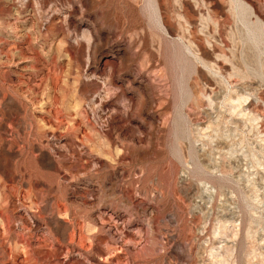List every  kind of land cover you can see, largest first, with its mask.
<instances>
[{
	"label": "rangeland",
	"instance_id": "1",
	"mask_svg": "<svg viewBox=\"0 0 264 264\" xmlns=\"http://www.w3.org/2000/svg\"><path fill=\"white\" fill-rule=\"evenodd\" d=\"M0 264H264V0H0Z\"/></svg>",
	"mask_w": 264,
	"mask_h": 264
},
{
	"label": "bare ground",
	"instance_id": "2",
	"mask_svg": "<svg viewBox=\"0 0 264 264\" xmlns=\"http://www.w3.org/2000/svg\"><path fill=\"white\" fill-rule=\"evenodd\" d=\"M26 67H27V66H26ZM21 68H22V67H21ZM25 69H26V68H25ZM28 69H29V68H28ZM28 69H27V70H28ZM23 70H24V69H23ZM28 72H29V71H28ZM21 75H22V74H21ZM21 78H22V77H21Z\"/></svg>",
	"mask_w": 264,
	"mask_h": 264
}]
</instances>
